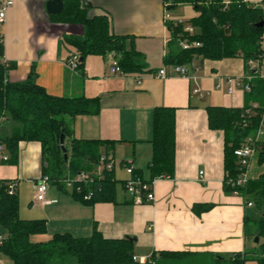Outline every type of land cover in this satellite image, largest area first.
<instances>
[{
    "label": "crops",
    "instance_id": "obj_1",
    "mask_svg": "<svg viewBox=\"0 0 264 264\" xmlns=\"http://www.w3.org/2000/svg\"><path fill=\"white\" fill-rule=\"evenodd\" d=\"M11 1L13 5L0 25L3 58L10 66L6 81L22 82L33 72L35 82L48 95L98 99V114L81 115L68 121L72 136L81 141L114 144L109 150L115 180L113 202L83 204L72 196V187L64 183V189L49 186L45 204L33 199L32 206L24 205L23 217L20 215L23 186L34 192V184L41 176L40 145L21 142L15 165L0 162V180L17 183L19 217L46 223V232L30 240L45 243L56 234L87 238L95 229L105 239L130 240L127 241L132 244V262L127 264H157L162 252H184L214 264H227L221 260L226 261L234 254H248L252 248L247 239L256 232L249 235L247 225L258 219L259 214L253 206L246 207V200L240 195L225 190L223 134L209 129L206 109L242 108L245 91L227 81L241 80L246 85L256 76L261 79L263 61L245 64L240 58L195 59L183 66L186 76H177L163 63L170 41L163 15L165 2L171 0H83L90 7L89 15L110 17L111 32L128 36L127 47L131 41L152 72L110 75L112 55H89L80 68L72 71L66 63L77 54L65 43V38L81 37L83 28L52 21L53 16L45 10L47 0ZM262 1L245 0L257 7ZM182 7L190 8L181 6L176 10ZM176 10L170 12L175 20L179 18ZM161 69L165 70L164 78L156 76ZM238 89L242 91V100L227 98ZM193 90L200 91L201 95H193ZM158 107L176 110L174 170L170 177L153 181L152 202L138 204L124 189V182L130 177L124 164L131 165L144 181L149 180L152 114ZM9 123L4 120L0 136L10 135L15 128ZM262 134L264 131L259 138ZM105 151L104 147L100 149L101 153ZM255 161L256 158L251 166ZM103 170L99 164L93 172L100 175ZM255 178L249 175V180Z\"/></svg>",
    "mask_w": 264,
    "mask_h": 264
},
{
    "label": "trees",
    "instance_id": "obj_2",
    "mask_svg": "<svg viewBox=\"0 0 264 264\" xmlns=\"http://www.w3.org/2000/svg\"><path fill=\"white\" fill-rule=\"evenodd\" d=\"M166 10L174 11L181 6H190L197 15L186 24L194 29L193 34L184 32V23H166L170 41L163 58L165 66H188L193 60L221 61L240 58L245 64L250 61H264V0L261 6L247 4L245 0H171L165 2ZM89 5L83 0H64L60 15L50 17L52 21L79 25L83 28L81 37L70 36L65 43L72 46L82 62L89 55L106 57L112 55L125 75L151 73L144 57L133 43L127 47L128 36H117L111 32V19L107 14L89 15ZM197 42V48L182 49L181 41ZM3 56L0 36V58ZM10 66L0 63V119L13 121L15 128L10 135L0 136V145L8 155L2 162L15 165L21 142H36L41 148V176L48 178L50 186L64 189L65 181H73L72 196L79 202L92 206L97 203H111L114 200L115 180L113 169H104L94 174L95 166L103 157L112 162L109 150L113 142L76 140L68 121L81 115H95L99 112L98 99L86 97H55L48 95L33 78V72L26 80L17 83L6 81ZM245 92L242 108L221 106L206 109L208 127L223 134V164L228 177L238 174V164L233 152L241 147L245 139L254 134L264 118V81L256 76ZM255 105V107H253ZM175 109L158 107L152 114V159L148 165L149 180L144 181L138 172L134 174L145 183L170 177L174 170ZM67 155L64 159L60 147ZM106 151L101 153L100 149ZM256 164L264 165V140L257 144ZM108 150V151H107ZM93 172V173H92ZM80 174L86 180H76ZM0 180V254L11 264H127L132 262V244L125 239H105L94 229L87 238H74L69 234H56L45 243H35L32 236L46 232L43 220H23L19 217L17 191L8 194L7 183ZM17 187V185H16ZM227 192L234 190L227 185ZM239 195L252 203L253 209L264 206V172L249 180ZM248 218H245L247 224ZM256 227L253 238H264V217L252 220ZM260 254L254 259L248 254H234L227 264H245L249 260L264 264V242L258 243ZM190 256L184 252H162L157 264H214L207 259ZM189 261V262H188Z\"/></svg>",
    "mask_w": 264,
    "mask_h": 264
},
{
    "label": "built area",
    "instance_id": "obj_3",
    "mask_svg": "<svg viewBox=\"0 0 264 264\" xmlns=\"http://www.w3.org/2000/svg\"><path fill=\"white\" fill-rule=\"evenodd\" d=\"M225 3L228 2V0H224ZM13 5V2L11 0H0V25L3 24L7 10ZM163 21L165 24L169 21H173L176 24H182V22L177 19H172L171 14L169 11L166 10V4H165V12L163 15ZM184 32L188 34H193L194 29L189 25H184L183 27ZM200 44L197 42H188L186 40L180 42V47L182 49H190V48H197ZM79 56L78 55H72L67 63L66 67L70 70L74 71L78 69L79 65ZM0 63L4 66H8L7 60L3 58V56L0 58ZM172 72L177 75L184 77L187 75L186 69L183 66H175L171 67ZM110 75L113 76H124L125 74L121 71L119 68L117 61L112 57L110 62V68H109ZM157 77L164 78L166 76L165 70L161 69L156 74ZM261 79L264 81V76L261 77ZM250 78L247 79L249 81ZM228 84H234L235 86H240L245 92H249L250 86L248 84H242V81H234L231 80L227 81ZM217 88H219L217 86ZM231 92V89H228V93ZM193 95H201V92L198 90H193L191 92ZM255 107V105L253 106ZM2 125V119H0V126ZM264 131V118L262 119L259 128L257 129L256 133L248 138L245 139L244 144L236 149L233 154L236 157L237 164H238V174L234 178L228 177V174L225 173V177H227V185L234 189L232 191V194L239 195V192L237 189L243 188L247 185L249 182V170L251 167L252 160L256 158L258 155L257 152V144L260 141L259 136L261 132ZM8 160V157L3 152V148L0 145V162H6ZM100 165L106 169L111 170L113 169V163L112 162H105L104 158L102 157L100 159ZM125 172L130 176L128 180L124 182V189L126 193L138 204L142 202H152L154 200V195L151 190L153 181L150 183H145L142 179H140L138 176L134 174V169L129 164H124ZM201 176L202 173H199ZM87 176L85 174H80L76 180H86ZM68 187H72L73 181H65L63 182ZM17 183L15 181H10L7 183V192L8 194H13L16 190ZM50 184L48 181V178L46 176H40V178L35 182L34 184V200L37 203L45 204L46 200V194L48 191ZM246 207L251 208L252 203L247 202ZM150 228V227H148ZM1 240V237H0ZM135 259H133L134 261ZM150 264H154L153 262H150Z\"/></svg>",
    "mask_w": 264,
    "mask_h": 264
},
{
    "label": "rangeland",
    "instance_id": "obj_4",
    "mask_svg": "<svg viewBox=\"0 0 264 264\" xmlns=\"http://www.w3.org/2000/svg\"><path fill=\"white\" fill-rule=\"evenodd\" d=\"M187 7H182L181 9H178L175 11V14L177 13V15L179 16V20L181 22H183L185 25L187 23V21H190L191 18H192V15L193 14H196L197 15V12L193 9V8H188L186 9ZM193 12V13H192ZM261 72L262 74L264 75V61H263V64H262V67H261ZM220 93H222V89L221 91H219ZM242 91L240 89L236 90V93L233 95V96H230L227 98H231V99H237V98H241L242 96ZM244 100L242 101V103L240 104V106H244ZM7 122H10L11 124L14 125L13 121L11 120H8ZM9 123V125H10ZM253 135V134H251ZM260 141H263L264 140V134L261 135V137L259 138ZM264 172V165L263 166H257L255 165V162H253L250 170H249V175L250 177H257L260 173H263ZM50 187H53V186H50ZM23 189H24V199L22 198V200H20V215L21 217H23V206H32V204H30V201L33 200L34 198V192H32V190H29L28 188H25L23 186ZM67 189H71V188H67ZM22 196H23V192H22ZM256 211V210H254ZM257 214H259V216H262L264 214V206L262 208V210H259V211H256ZM22 219V218H21ZM247 230H248V233L249 235H252V233L256 232V227L255 225L252 223V222H249L248 225H247ZM248 244L249 246L252 248L250 252H248V258L249 259H253L254 257H257L259 256L260 254V248L254 244V239L249 236L248 239ZM264 242V238L261 237L260 238V242L259 243H263ZM0 264H11L10 260L8 258H6L5 256L1 255L0 254ZM245 264H257L255 261H247Z\"/></svg>",
    "mask_w": 264,
    "mask_h": 264
},
{
    "label": "water",
    "instance_id": "obj_5",
    "mask_svg": "<svg viewBox=\"0 0 264 264\" xmlns=\"http://www.w3.org/2000/svg\"><path fill=\"white\" fill-rule=\"evenodd\" d=\"M63 8H64V0H47V2L45 3L46 13L50 16L60 15L63 11ZM79 62H82V58L79 59ZM60 147H61V150L63 152L64 159L67 160L65 148L63 146V135H61V138H60ZM263 217H264V214H263ZM127 240H129V239H127ZM254 243L255 244L258 243L257 237L254 239Z\"/></svg>",
    "mask_w": 264,
    "mask_h": 264
}]
</instances>
